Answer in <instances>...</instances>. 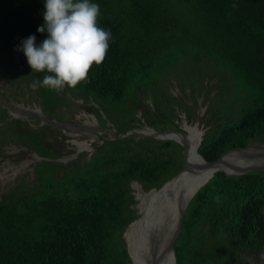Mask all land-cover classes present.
<instances>
[{
    "label": "trees",
    "instance_id": "trees-1",
    "mask_svg": "<svg viewBox=\"0 0 264 264\" xmlns=\"http://www.w3.org/2000/svg\"><path fill=\"white\" fill-rule=\"evenodd\" d=\"M93 2L101 10L99 26L111 31L112 41L104 62L73 91L93 94L113 111L120 131V121L140 107L138 91L147 89L159 105L144 111L149 125L174 121L177 98L162 80L187 57L220 65L244 101L239 111L221 113L226 120L205 134L199 153L214 162L264 137V0ZM43 11L44 0H0V54L15 57L38 79L45 73L33 71L16 49L30 35L38 44L46 38L37 31ZM41 88L44 110L54 109L59 98ZM8 117L0 104V118ZM45 127L17 118L0 127V145L17 141L43 157L33 182L19 183L0 200V264H133L124 239L138 217L131 184L162 187L184 168L182 145L155 136L118 137L106 140L89 160L81 155L64 164L54 159L59 155L48 144ZM189 225L187 259L178 254L179 237L176 264H243V254L259 255L264 251V169L217 170L190 200L183 229Z\"/></svg>",
    "mask_w": 264,
    "mask_h": 264
},
{
    "label": "rangeland",
    "instance_id": "rangeland-1",
    "mask_svg": "<svg viewBox=\"0 0 264 264\" xmlns=\"http://www.w3.org/2000/svg\"><path fill=\"white\" fill-rule=\"evenodd\" d=\"M24 65L17 64L13 56L0 54V104L3 108L7 109L9 115L7 120L0 118V127L4 126V124L6 125L12 118L22 119L34 128L46 125L44 134L47 142L59 155V157H55L54 159L64 164H74L73 162L78 160L81 155H85L83 161L89 160L98 147L106 140L129 136L137 138L154 136L143 132L145 126L153 127L161 133L169 130L186 132L184 124L189 122L190 124H198L205 130L206 134L214 131L218 125L226 120V117L221 113L227 112L229 108L237 112L244 106V101L238 97L232 79L220 65L207 58L195 62L184 57L177 63L175 72L173 74L169 73L165 80H162L166 89L177 98L173 102L176 115L174 121H158L156 126L149 125L144 116V111L149 112L150 107L158 110L159 105L153 95V91L147 89L138 91V95L142 101L140 107L125 123L120 121L121 124H124L123 131H120L115 126L113 111H106L105 107L95 99L93 94H82L78 91H73L72 88L53 91L54 96L58 97L59 101L56 103L54 109L45 111L41 92L42 88L34 90L31 87L32 83L38 80V77L29 72L28 68ZM131 100L133 98L130 99V102ZM179 102L186 103L190 109L182 108ZM101 118L105 120V123H101ZM159 139L172 138L159 137ZM173 140L176 141L175 139ZM176 142L182 145L180 152L183 154L185 162H183L184 170L189 167L187 164V145L178 141ZM251 143L262 144L264 143V137ZM261 156L264 157V152L257 151L245 154L244 158L255 159ZM42 160L43 157L27 144L17 141H7L1 144L0 200L19 183L25 182L31 184L35 177V166ZM249 168L238 167L235 169L237 170L236 172H242L246 169H262L264 166ZM139 186L145 191L155 189H146L138 180L132 182L131 187L136 199L132 207L136 209V213L138 214L135 220L141 217L139 208L141 204L138 198ZM174 197L166 199L160 210L161 214L156 217V220L153 219L155 221L154 232L166 240L176 232L174 234L175 237L179 230L178 228H180V226L174 224V222L179 223L180 221V216H178L179 221H177L176 213L173 209ZM170 212L174 213L173 219H169V230L171 232L169 235H164L163 230L167 228L168 223L167 220L162 221V219ZM190 227L191 225L184 227L183 231L181 230L182 235L180 232L175 238L176 242L180 237L177 241L178 254L183 256L185 261L188 254L185 242H187ZM200 234L202 235V233H196L195 236H200ZM153 237H155V234H153ZM124 239L128 248V240L125 235ZM248 255L250 254L243 256L244 262H247L246 256ZM258 256L254 255L253 258L251 255V257H248L253 261L251 264H259L260 256L257 258Z\"/></svg>",
    "mask_w": 264,
    "mask_h": 264
},
{
    "label": "clouds",
    "instance_id": "clouds-1",
    "mask_svg": "<svg viewBox=\"0 0 264 264\" xmlns=\"http://www.w3.org/2000/svg\"><path fill=\"white\" fill-rule=\"evenodd\" d=\"M44 23L37 31L47 34L23 39L16 51L22 52L31 69L45 73L33 82L37 90L75 89L86 81L93 66H100L107 55L112 34L99 26L101 10L93 0H44Z\"/></svg>",
    "mask_w": 264,
    "mask_h": 264
},
{
    "label": "bare ground",
    "instance_id": "bare-ground-1",
    "mask_svg": "<svg viewBox=\"0 0 264 264\" xmlns=\"http://www.w3.org/2000/svg\"><path fill=\"white\" fill-rule=\"evenodd\" d=\"M34 108V107H33ZM184 130H169L167 132H159L153 127L145 126L143 132L148 135H159L161 138H172L176 141L187 145V164L188 168L184 169L180 174L165 183L162 188H155L145 191L139 186L138 198L140 199L141 217L133 221L125 232L128 248L133 263L135 264H174L173 250L171 243L174 234L169 239L155 233L156 217L161 214L160 210L167 198L174 197L173 209L175 210L177 221L182 211L188 206L190 200L210 177L217 170H226L235 173V168L250 167L257 168L264 166V157L251 159L244 158L249 152H264V143L252 144L245 148H233L225 152L218 160L208 162L200 153L199 147L204 139L205 130L198 124H184ZM156 137V136H155ZM247 170V169H246ZM245 170V171H246ZM173 212L163 217L162 221L167 220L168 226L163 230L164 235H169V219H173ZM178 222H174L180 226ZM181 224V223H180ZM179 229V228H178ZM155 234V237H153Z\"/></svg>",
    "mask_w": 264,
    "mask_h": 264
},
{
    "label": "water",
    "instance_id": "water-1",
    "mask_svg": "<svg viewBox=\"0 0 264 264\" xmlns=\"http://www.w3.org/2000/svg\"><path fill=\"white\" fill-rule=\"evenodd\" d=\"M50 122H53V121H50ZM157 138H161L162 136H157V135H155ZM251 145V143L250 144H248L246 147H248V146H250ZM224 154V153H223ZM262 169H264V168H262ZM220 170H222V169H220ZM223 171H225V172H227L228 174H240V173H244V172H247V171H249V170H247V171H242V172H235V173H230V172H228V171H226V170H223ZM186 208H187V206H186ZM186 208L182 211V216H181V224H180V228H179V230H178V232H177V234H176V236L181 232V230L183 229V221H184V215H185V211H186ZM126 231V230H125ZM125 235V234H124ZM176 236L174 237V239H173V241H172V243H171V247H172V250H173V256H174V264H176L177 263V258H176V254H175V250H174V245H175V238H176ZM128 252H129V254H130V251H129V248H128ZM130 256H131V254H130ZM156 264V263H155Z\"/></svg>",
    "mask_w": 264,
    "mask_h": 264
},
{
    "label": "flooded vegetation",
    "instance_id": "flooded-vegetation-1",
    "mask_svg": "<svg viewBox=\"0 0 264 264\" xmlns=\"http://www.w3.org/2000/svg\"><path fill=\"white\" fill-rule=\"evenodd\" d=\"M244 255H246V253L245 254H243V256ZM251 255H252V257L254 258V255L253 254H250V255H248V256H246L247 257V262H246V264H251V263H253V261H251L250 260V258H248V257H251ZM259 256H260V258H259ZM259 256L257 257V258H259V264H264V251H262L260 254H259ZM255 264V263H254Z\"/></svg>",
    "mask_w": 264,
    "mask_h": 264
}]
</instances>
